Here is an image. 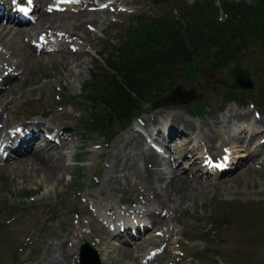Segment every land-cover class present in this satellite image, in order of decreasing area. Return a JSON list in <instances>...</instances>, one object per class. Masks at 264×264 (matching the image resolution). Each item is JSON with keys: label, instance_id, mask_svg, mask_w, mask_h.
I'll return each instance as SVG.
<instances>
[{"label": "rangeland", "instance_id": "rangeland-1", "mask_svg": "<svg viewBox=\"0 0 264 264\" xmlns=\"http://www.w3.org/2000/svg\"><path fill=\"white\" fill-rule=\"evenodd\" d=\"M20 1L22 8L28 10L32 6L27 0ZM80 1L83 4L48 0L37 8L47 15L35 20L39 13L29 11L26 16L30 24L18 27L13 24V29L9 25L0 28V69L13 76L7 91L1 93V88L0 109L2 103L14 102L0 121V135L27 121H30L26 124L29 126L31 122L42 120L53 133H61L69 142L62 150L64 160L54 181L44 182L29 171L21 173L20 166L0 167V264H44L48 244L60 245L71 254L75 252L73 264H79L77 252L81 242L94 250L95 264L112 261L120 253L116 251L117 247L111 246L121 245V242L111 238L110 232L103 236V229L96 221H107L109 226L105 224V228H112L113 222H108L112 215L101 210L107 205L117 206L114 210L119 215L118 223L126 219L134 224L127 216L133 209L151 211L153 208L164 215L163 222L169 231L159 222L158 228L152 232L157 236L151 233L149 239L140 238L141 251L124 247L134 257L133 261L138 257L139 264H248V261L250 264H264V116L256 115L251 106L241 108L234 103L224 104L216 114L221 106L217 101H221L223 92L227 90L222 86L220 71L200 78L191 71L160 95L167 98L173 92L175 94L170 97L185 104L197 102L198 105H206V115L199 116L200 119L187 115L184 108L177 107L174 102L154 103L143 106V113L129 125L113 128L110 132L114 131V134L109 142L100 134H81L79 121L91 109L84 104L61 106L57 102L59 97L79 94L81 86L86 85L89 70L100 63L99 59H94L95 55L107 54L110 46L117 44L120 32L131 23L134 15L158 16L174 0H161L155 5L151 0ZM194 1L181 0L185 5ZM6 2L12 3L13 0ZM80 24L84 25L82 30L78 28ZM73 26L76 29L70 36L65 28L71 30ZM17 28L22 29L17 32ZM21 31L24 34H18ZM38 42L41 47L37 46ZM10 64H20L21 67L13 70L8 66ZM190 92L193 100L185 101L184 96ZM231 110L238 118L246 114L248 121L224 124L228 120L225 114ZM153 118L159 119L158 122H152ZM142 120L150 121L152 125L142 127L139 124ZM171 122L177 129L169 126ZM188 124H208L210 130L206 132L209 135L193 133ZM130 128L144 137L138 149L147 150L152 145L159 151L157 161L151 167L152 176L159 178L153 179L163 183L172 171L170 168L176 166V173L185 170L189 179L194 176L198 181L195 198L179 205L171 197L167 207H158L157 202L152 201L155 199L152 189L155 195H161L165 193V187L157 182L155 185H141L146 183L142 178L145 177L143 162L148 156L141 159L143 154L140 150L137 158L136 152L133 160H125L127 147L133 141L127 138ZM218 135L225 142H230L225 151L233 157L232 161L235 162L238 156L245 158L250 153L255 156L241 167L233 166L235 169L222 178L211 167L217 164L206 158L205 163L209 162V165L204 166V170L211 174L205 180L200 179L198 165L193 163L194 157L204 161L200 149L204 145L202 140L207 142L213 139L211 136L220 140ZM56 141L60 142V139ZM247 141L243 149L237 146ZM218 143L205 147L204 155H211ZM114 144L119 145V153L113 149ZM163 144L165 153L161 152ZM52 153V162H55L56 152ZM126 164L135 169L134 176L127 182L129 167L122 172ZM24 191L32 196L25 201L22 197ZM150 202L152 205H148ZM253 210L256 213L251 214ZM209 223L213 226L210 227ZM102 237L101 245L98 239ZM215 253L220 257H214ZM65 257L69 256L64 254L63 259Z\"/></svg>", "mask_w": 264, "mask_h": 264}, {"label": "trees", "instance_id": "trees-1", "mask_svg": "<svg viewBox=\"0 0 264 264\" xmlns=\"http://www.w3.org/2000/svg\"><path fill=\"white\" fill-rule=\"evenodd\" d=\"M109 49L107 54L95 55L100 63L89 70L79 94L62 95L57 101L59 105L84 104L91 109L79 121L83 135L100 134L109 142L114 134L110 131L127 126L143 113L145 105L174 102L181 107L170 97L173 94L165 98L160 93L191 71L198 78L205 77L236 58L254 79V90H226L217 103L250 104L264 115V0L248 4L219 0L217 5L215 0H195L190 5L174 0L158 16L134 15L120 32L117 44ZM182 108L191 116L206 115V105L197 102ZM22 197L25 201L32 196L24 191ZM214 257L220 256L215 253Z\"/></svg>", "mask_w": 264, "mask_h": 264}, {"label": "bare ground", "instance_id": "bare-ground-1", "mask_svg": "<svg viewBox=\"0 0 264 264\" xmlns=\"http://www.w3.org/2000/svg\"><path fill=\"white\" fill-rule=\"evenodd\" d=\"M27 1H29V0H27ZM47 1L48 0H37V2H36L35 0H31L30 3L32 4V6L29 9L31 11L34 10L36 12V14L39 13V15L35 18V20L39 19L40 16L43 17V16H45V14L46 15L48 14L45 11L40 12V10L37 9V8H39L40 5L44 4V2H47ZM59 1L62 2L61 0H59ZM14 2H16L18 5H22L20 0H14ZM24 9H22V8L20 9L18 7H15L14 5H12V3H7L6 0H4V2H0V25H1L0 28L1 27L4 28L3 25H9V27L13 29L14 26L18 27L20 25L30 24V22L23 23V21H18V19H17L18 15H24V11H22ZM80 12H83V10ZM13 24H14V26H13ZM82 25L83 24L78 25V28H80V30L83 29ZM21 29L22 28H17L15 30H17V32H18ZM65 29L69 31L67 33L71 36V35H73L72 32H74V29H76V26L71 27V30H69L67 28H65ZM54 32L55 31H53L52 33H54ZM41 33H46V32H41ZM18 34L22 35V34H24V32L21 31ZM25 41H26V39H25ZM37 46L41 47L40 42H38ZM8 66H10V68L13 70H19V68L21 67L20 64H10ZM12 80H13V76L11 74L5 73L4 69H0V91L3 89L1 93H3V91L4 92L7 91V88H9ZM12 103H14V102L10 101V102H5V103L1 104L0 121H1L2 117H4L3 116L4 112L8 111V109ZM233 112H234L233 110L227 111L225 115H226V119L228 118V120L226 121V123H224L225 121H223L221 124H223V123L224 124H230L234 121H245V122L248 121L247 118H245L246 114H243V115H241V118H238L236 116V113L234 114ZM158 120L156 118H153L152 122L157 123ZM29 122L30 121H27L23 124L17 125L16 129L13 130L8 137H6L5 141H3L4 137L2 135H0V163H1L0 167L1 168H14L16 166H20L19 169H20L21 173H28V171H29L30 172L29 174L35 173L36 176H38L44 182L54 181L58 177L57 173L61 170V164L60 163L63 162V160H64V153H62V150H65V144L68 141H66V137L63 136L61 133H58V132L53 133L54 131H52L49 128V126L46 125L44 123V121H42V120H37L36 122H31V125L26 126V124ZM149 122L150 121L144 122L142 120L141 122L139 121V124L142 127L145 126V124H146V127H147L148 125H152V124H149ZM132 125H135V123ZM172 125L177 129V126L171 122L169 126L172 128ZM188 125H189V129L193 133L205 132L206 135H209L208 132H206V131L210 130V126H208V124H204L202 126H195L194 124H188ZM129 130L130 131L128 132V134L129 133L130 134H129V136H127V138L133 139V141L130 142V144L127 147L128 155L126 156L125 160L126 161L127 160H133L132 156H134L136 154V152H137V154H136L135 158H137L138 155L140 154L139 150L141 151V154H143L141 159L143 157L148 156L143 162V165H144L143 170L145 173V177L142 176V178L146 180V183L145 182L142 183V181H140V183H142L141 185H145V184H152V185L154 184L155 185L157 181H155L154 179L159 178V177L157 176L156 178H154V176H152L151 167H153L155 165L157 158H158V152L159 151L156 150L155 148H153L152 146H149L147 150L138 149V146L140 143L143 142L144 137H142V135L140 133L134 131L131 128ZM168 131H169V129H168ZM46 133H51L52 138L50 139V138L46 137V135H45ZM5 135H7V134H5ZM124 136L125 135L121 136V137H123V140H124ZM211 137H213V139H209V140H207V142H206V140H202V144H204V145H203V148H200V149L202 150V154L205 157V158L203 157L204 161L201 160L200 157L197 158V157L193 156L194 160H196V161L193 160V163L195 165H198V170H200V172H199L200 174L198 176L200 179L205 180L209 176L208 170H204V168H205L204 166L209 165V162L205 163V160H207V159H208V161H211V162L213 161L214 163L217 164V165L212 164L211 167L213 168V170L217 169V174H219L218 177H221V176H226L227 174L231 173L237 166L241 167L245 161L251 160L255 156L252 153H250L252 155L248 154L245 158H241V156H238V158L235 159V162H234V161H232L233 157L232 158L229 157L227 150L225 151V149L230 144V142L229 141H227L229 143L225 142L224 140H222L220 138V136L218 137L220 140L214 139L215 136H211ZM58 138L60 139V142L56 141ZM232 139H234V138H232ZM218 141H219V143H218L219 146L217 148H215L214 151H211V153H210L211 155L207 154V156H205L204 154H206V152H204V148L211 146L210 143H216L217 144ZM247 144H248V141L246 143H242V144L239 143V144H237V146H239L240 148L243 149V147L247 146ZM118 146L119 145L114 144V148H113V149H115V151L117 153H119V151H120V148ZM161 147H163V149H164V144ZM68 149H69V147H68ZM123 151L125 152V149H123ZM52 152H56L55 162H52V158H53L52 155L54 154ZM161 152L165 153L166 151H165V149L164 150L161 149ZM250 156H251V158H247ZM164 159H167V158H164ZM153 160H155V161H153ZM248 162H250V161H248ZM165 164L170 165L169 162H165ZM233 166L235 168H233ZM127 167H129V166L126 164L122 168V172H124V170ZM170 169L172 171L169 174L162 172L165 175H167V174L169 175L167 178H165L163 183L157 182V184H160V183L164 184L165 193H163L161 195H159V194L155 195L153 193L154 191L152 189V194L155 198L152 201L157 202L158 207H162V206L167 207L166 205L169 202H171V197L173 198V200L175 202L179 203V205H183L187 201H190L191 198H195L198 194L197 192H195V190L197 189V186H198V184H197L198 181H197L196 177L193 176V178H191L192 180L189 179L188 175H186V173H185V170H181V171L176 173V169H177L176 166H175V168H170ZM117 170L119 172H121L119 168H117ZM134 172H135V169L129 167V170H128L129 175H127L128 178L126 179L125 182H127V180L129 178L134 176ZM156 175H157V173H155V176ZM121 179L124 180V178H121ZM89 196H91V194ZM144 196H145V194H144ZM109 198H111V197H109ZM105 199H106V197H105ZM118 203H119V201H118ZM111 204H112V202H111ZM148 205H152V202H150ZM116 207H117L116 205L115 206L107 205V207L105 209H101V206H98L99 209H101L103 211H108L112 215V218L110 220H108V222H113L112 228L106 229L105 224L107 221L96 220L97 223L100 224L101 229H103V230H101V233L104 236L110 232L111 238H115L121 242V245L111 246L113 248L117 247L116 251L118 250L120 255L118 257H115L112 261H110V262L105 261L102 264H118V263L139 264L137 262L138 257L136 256V261H133L134 257H132L130 251L126 250L124 247L133 248L135 252L141 251L142 247H143V246H140L139 240L141 237L146 238V239L151 238L149 236H151V233L154 232L158 228L159 222H160V224L163 225L162 227L165 230L169 231V229H168L169 227H166V225L163 222L164 215H162L160 212L157 213V211L153 208L151 209V211L148 209H140V208L138 210L133 209L132 211L128 212L129 215H127V216L129 217V219L131 221L134 222V224L128 222V220H126V219H124V222H122V223L119 222L120 223L119 224L118 223L119 215L117 214L118 212H116L114 210V209H116ZM122 207L124 208V206H122ZM142 219H143V221H142ZM140 220H141V222H140ZM144 220H146V221H144ZM106 225L109 226V224H106ZM160 230H161V232L163 231L162 229H160ZM59 234H61V233H59ZM145 235H147V236L145 237ZM154 235H156V233H152V236H154ZM68 237H69V235H68ZM102 241H103V237L101 239H98V243L101 245H102ZM130 241H133L131 245H130ZM65 243H67V242H65ZM107 244L109 245V243H107ZM64 250H65V248L60 246V245L48 244L45 248L44 258H45L46 262L44 264H73L75 262V252L71 254L68 251H64ZM64 254H67L69 257H65V259H63Z\"/></svg>", "mask_w": 264, "mask_h": 264}, {"label": "water", "instance_id": "water-1", "mask_svg": "<svg viewBox=\"0 0 264 264\" xmlns=\"http://www.w3.org/2000/svg\"><path fill=\"white\" fill-rule=\"evenodd\" d=\"M221 79L222 86L234 93L251 91L253 87L248 73L239 66L238 59L221 71ZM193 98L192 92L184 96L185 101H191ZM78 256L80 264L96 263L97 258L94 250L85 242L80 244Z\"/></svg>", "mask_w": 264, "mask_h": 264}, {"label": "snow or ice", "instance_id": "snow-or-ice-1", "mask_svg": "<svg viewBox=\"0 0 264 264\" xmlns=\"http://www.w3.org/2000/svg\"><path fill=\"white\" fill-rule=\"evenodd\" d=\"M29 2H31V0H29Z\"/></svg>", "mask_w": 264, "mask_h": 264}]
</instances>
